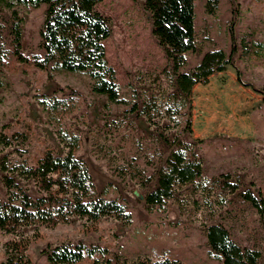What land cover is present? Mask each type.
<instances>
[{
    "label": "rangeland",
    "instance_id": "374dc122",
    "mask_svg": "<svg viewBox=\"0 0 264 264\" xmlns=\"http://www.w3.org/2000/svg\"><path fill=\"white\" fill-rule=\"evenodd\" d=\"M206 3L207 0H195L197 50L187 53L188 64L182 71L194 69L202 56L214 48L233 54V63L212 75L208 84L193 87L187 109L192 132L182 138L196 143L205 176L229 174L231 181L241 182L235 193H214L211 214L207 213V204L198 211L174 199L150 212L145 197L157 178L142 188L136 180L117 174L116 168L135 164L148 175L158 176L173 149L165 138L172 141L177 134L164 128L168 121L150 126L145 117L137 118L122 105H112L107 113L106 98L92 92L91 79L86 74L36 69L29 74L11 73L0 63V78L7 83V87L0 88V124L24 131V123L30 122L35 131L28 143L0 150V161L5 155L12 161L38 156L45 142L63 154L65 149L57 136L59 125L48 119L36 95L65 96L73 88L81 93V104L65 118L63 126L83 136L76 156L87 162L98 192L118 198L133 216L130 225L104 218L98 230L91 233L82 230L83 221L78 218L69 225L41 227L45 239L31 249L34 264H50L42 249L48 243L64 240L108 244L131 258L166 252L185 264H222L210 257L202 221L221 223L242 247L260 249L263 255L259 264H264V214L241 196L246 190L258 196L261 190L264 199V57L256 54L253 47L256 41L264 43V0H219L212 13ZM21 9L25 17L24 51L36 53L45 6ZM98 9L112 27V36L105 45L107 58L117 71L122 96L141 104L148 95L167 87L165 71L172 69L153 36L151 15L142 0H104ZM112 120L116 122L111 124ZM3 175L0 170V196L5 198ZM18 181L36 195L31 182ZM194 198L202 201L200 193ZM26 231L33 232L34 227ZM7 238L0 232V263Z\"/></svg>",
    "mask_w": 264,
    "mask_h": 264
},
{
    "label": "trees",
    "instance_id": "16d2710c",
    "mask_svg": "<svg viewBox=\"0 0 264 264\" xmlns=\"http://www.w3.org/2000/svg\"><path fill=\"white\" fill-rule=\"evenodd\" d=\"M103 1L0 0V63L11 73L29 74L36 69L86 74L91 79L92 92L106 98L107 113L112 105H122L137 118L145 117L150 126L168 121L164 128L177 134L172 141L165 138L173 149L165 165L160 166L158 176L148 175L135 164L116 168L117 174L136 180L142 188L149 187L157 178L145 197L150 212L174 199L191 204L198 211L207 204V213L211 214L214 193H235L241 182L231 181L229 174L205 176L204 161L196 143L182 135L192 132L187 109L193 87L208 84L212 75L225 71L233 63V54L214 48L202 56L194 69L182 71L188 64L187 53L197 50L195 0H142L151 15L153 36L172 63V69L165 71L166 88L148 95L141 104L131 103L122 96L117 71L107 58L105 42L112 36V27L108 17L98 9ZM218 4L219 0H207L206 8L212 13ZM43 5L38 52L27 53L23 48L25 17L21 8ZM253 47L256 54L264 57V43L256 41ZM4 87L7 83L0 78V88ZM36 99L48 119L59 125L57 136L65 152L61 154L45 142L38 156L12 161L5 155L1 159L7 196H0V232L8 238L3 242L4 259L0 264H34L31 249L45 239L41 227L69 225L73 218H78L83 221L82 230L91 233L98 230L104 218L125 225L133 222L125 203L98 192L87 162L76 156L83 145V136L63 126L65 118L79 109L81 93L70 88L65 96L37 94ZM34 136L30 122L24 123V131L0 124V150L26 144ZM18 179L31 182L36 195L30 194ZM197 193L201 194V202L194 198ZM241 196L264 214L261 190L258 196L251 190L241 192ZM202 226L211 258L222 264H259L262 251L242 247L223 224L202 221ZM30 227H34L33 232L26 231ZM41 253L50 264H185L166 252L131 258L111 245H88L81 240L48 243Z\"/></svg>",
    "mask_w": 264,
    "mask_h": 264
}]
</instances>
